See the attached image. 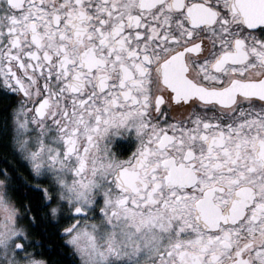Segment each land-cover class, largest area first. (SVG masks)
Masks as SVG:
<instances>
[{
	"label": "flooded vegetation",
	"instance_id": "af4514ba",
	"mask_svg": "<svg viewBox=\"0 0 264 264\" xmlns=\"http://www.w3.org/2000/svg\"><path fill=\"white\" fill-rule=\"evenodd\" d=\"M61 246L264 264V0H0V264Z\"/></svg>",
	"mask_w": 264,
	"mask_h": 264
},
{
	"label": "trees",
	"instance_id": "16d2710c",
	"mask_svg": "<svg viewBox=\"0 0 264 264\" xmlns=\"http://www.w3.org/2000/svg\"><path fill=\"white\" fill-rule=\"evenodd\" d=\"M54 243H55V245L57 246V247H59L60 246V243L57 241V239H56V233L54 234ZM57 251H61L60 253V256L59 255H57L56 257H55V263L56 264H66L65 262H66V257L65 256H67L68 254H71L70 252H69V249H67V247L65 246V247H63V246H61L60 248H57ZM55 252V253H57V254H59L58 252ZM72 260H74V261H76L75 260V258H74V256L72 257Z\"/></svg>",
	"mask_w": 264,
	"mask_h": 264
},
{
	"label": "rangeland",
	"instance_id": "374dc122",
	"mask_svg": "<svg viewBox=\"0 0 264 264\" xmlns=\"http://www.w3.org/2000/svg\"><path fill=\"white\" fill-rule=\"evenodd\" d=\"M82 196V195H81ZM81 196H79L78 198H81ZM65 199L67 200V203H68V205L70 206V205H73L74 203H75V199H76V197L75 198H73V197H70V198H68V196H66L65 197ZM77 200V199H76ZM68 206V207H69ZM78 256H80V253L78 252ZM87 264H92L91 262H89L88 260H87ZM111 264H114V263H112L111 262Z\"/></svg>",
	"mask_w": 264,
	"mask_h": 264
}]
</instances>
